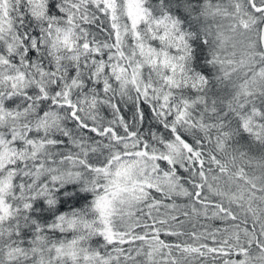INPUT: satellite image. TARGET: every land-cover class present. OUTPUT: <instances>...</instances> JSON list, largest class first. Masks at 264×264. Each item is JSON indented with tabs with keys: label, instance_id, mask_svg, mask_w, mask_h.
Listing matches in <instances>:
<instances>
[{
	"label": "snow or ice",
	"instance_id": "1",
	"mask_svg": "<svg viewBox=\"0 0 264 264\" xmlns=\"http://www.w3.org/2000/svg\"><path fill=\"white\" fill-rule=\"evenodd\" d=\"M0 264H264V0H0Z\"/></svg>",
	"mask_w": 264,
	"mask_h": 264
}]
</instances>
